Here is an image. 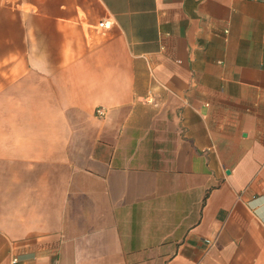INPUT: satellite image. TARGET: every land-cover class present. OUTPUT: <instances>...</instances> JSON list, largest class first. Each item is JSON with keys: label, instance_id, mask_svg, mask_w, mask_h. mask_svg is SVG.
<instances>
[{"label": "crops", "instance_id": "obj_1", "mask_svg": "<svg viewBox=\"0 0 264 264\" xmlns=\"http://www.w3.org/2000/svg\"><path fill=\"white\" fill-rule=\"evenodd\" d=\"M0 264H264V0H0Z\"/></svg>", "mask_w": 264, "mask_h": 264}, {"label": "built area", "instance_id": "obj_2", "mask_svg": "<svg viewBox=\"0 0 264 264\" xmlns=\"http://www.w3.org/2000/svg\"><path fill=\"white\" fill-rule=\"evenodd\" d=\"M110 27V25L107 23V22H105V21H103V22H100L99 24H98V28L99 29H108ZM104 112H103V110L102 109H97L96 111H95V116L97 117V118H102V117H104ZM16 261L14 260L13 261V263H15Z\"/></svg>", "mask_w": 264, "mask_h": 264}]
</instances>
